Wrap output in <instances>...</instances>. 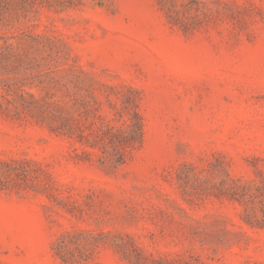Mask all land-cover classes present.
<instances>
[{"label":"rangeland","instance_id":"374dc122","mask_svg":"<svg viewBox=\"0 0 264 264\" xmlns=\"http://www.w3.org/2000/svg\"><path fill=\"white\" fill-rule=\"evenodd\" d=\"M0 264H264V0H0Z\"/></svg>","mask_w":264,"mask_h":264}]
</instances>
